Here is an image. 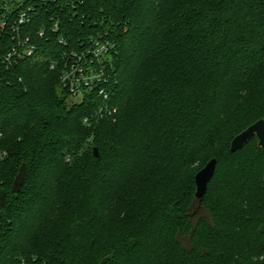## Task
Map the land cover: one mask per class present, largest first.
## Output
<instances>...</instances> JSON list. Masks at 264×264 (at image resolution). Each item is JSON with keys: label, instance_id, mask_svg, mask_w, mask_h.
Listing matches in <instances>:
<instances>
[{"label": "trees", "instance_id": "obj_1", "mask_svg": "<svg viewBox=\"0 0 264 264\" xmlns=\"http://www.w3.org/2000/svg\"><path fill=\"white\" fill-rule=\"evenodd\" d=\"M23 31L35 59L0 82V264H264V150L230 151L264 120V0H59ZM98 40L109 99H75L63 72Z\"/></svg>", "mask_w": 264, "mask_h": 264}, {"label": "built area", "instance_id": "obj_2", "mask_svg": "<svg viewBox=\"0 0 264 264\" xmlns=\"http://www.w3.org/2000/svg\"><path fill=\"white\" fill-rule=\"evenodd\" d=\"M57 2L59 0H0V82L10 84V69L21 61L35 59L37 47L32 42V36L23 29L31 23L39 5L46 7ZM57 18V15L51 17L54 32L59 30ZM44 34V31L39 33L40 37ZM60 42L63 43L64 40L60 39ZM2 43L7 45L5 50L1 49ZM112 48L111 43L98 40L82 54H71L73 63L66 65L62 82L75 99H81L84 91L97 90L98 87L99 96L104 101L109 99L108 92L100 85L103 81L108 82L103 62Z\"/></svg>", "mask_w": 264, "mask_h": 264}, {"label": "water", "instance_id": "obj_3", "mask_svg": "<svg viewBox=\"0 0 264 264\" xmlns=\"http://www.w3.org/2000/svg\"><path fill=\"white\" fill-rule=\"evenodd\" d=\"M257 138L258 145L261 149L264 150V120H259L255 124L251 125L245 131L237 135L232 143L230 151L232 153L237 152L243 149L251 140ZM94 155L96 158H99V150L97 148L94 149ZM217 168V160L212 159L207 163V165L201 169L195 177L196 183V193L195 198L201 202L208 190V185L213 179ZM27 166L23 164L20 168V171L15 178L12 193L17 194L20 192L26 177Z\"/></svg>", "mask_w": 264, "mask_h": 264}]
</instances>
